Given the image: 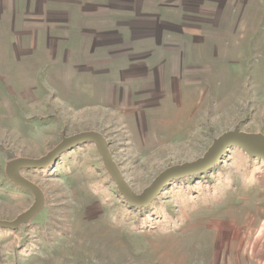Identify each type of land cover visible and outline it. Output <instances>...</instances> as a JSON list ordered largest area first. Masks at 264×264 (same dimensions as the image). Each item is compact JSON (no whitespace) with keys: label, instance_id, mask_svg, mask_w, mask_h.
<instances>
[{"label":"rangeland","instance_id":"rangeland-1","mask_svg":"<svg viewBox=\"0 0 264 264\" xmlns=\"http://www.w3.org/2000/svg\"><path fill=\"white\" fill-rule=\"evenodd\" d=\"M236 128L264 137V0H0V220L35 204L12 164L66 139H104L139 196ZM19 174L44 203L0 264H264V160L237 146L141 208L94 143Z\"/></svg>","mask_w":264,"mask_h":264},{"label":"water","instance_id":"water-1","mask_svg":"<svg viewBox=\"0 0 264 264\" xmlns=\"http://www.w3.org/2000/svg\"><path fill=\"white\" fill-rule=\"evenodd\" d=\"M84 143H94L102 156L108 173L111 175L112 180L118 187L122 196L133 206L138 208L146 207L149 203L158 197L163 189L173 180L184 177L187 173L194 174L202 172L210 168L215 162L220 160L226 153L228 148L237 146L247 152L251 157L264 160V137L249 136L239 132L236 128L234 131L224 134L214 146L206 154V156L196 163L185 165L183 167L174 168L165 171L155 181L151 188L147 189L142 195H136L128 187L123 177L120 174L116 164L113 162L112 157L107 149V143L104 139L94 133H85L66 139L59 147L54 149L48 156L40 161L36 160H18L14 162L9 170V176L17 185L25 188L35 195V204L31 209L17 217L13 222H6L0 220V228L14 230L17 229L25 220L37 213L44 203L42 192L32 183L23 179L19 171L20 169H43L58 157L67 151L78 147Z\"/></svg>","mask_w":264,"mask_h":264},{"label":"trees","instance_id":"trees-1","mask_svg":"<svg viewBox=\"0 0 264 264\" xmlns=\"http://www.w3.org/2000/svg\"><path fill=\"white\" fill-rule=\"evenodd\" d=\"M192 179H189L190 181ZM191 192H193L192 187H189L186 191L182 192L180 198H177V201H186L187 197L191 195ZM139 212V219H138V225L139 226H147L148 227V221L149 217H153L157 220H159L162 225L164 224L167 228L171 227V225L174 223L172 218H167L165 215L169 214V212H165L164 210H157L154 208H148V209H141L137 210Z\"/></svg>","mask_w":264,"mask_h":264}]
</instances>
